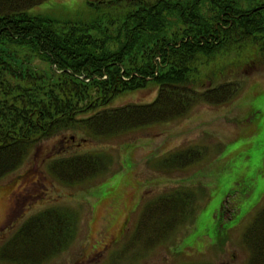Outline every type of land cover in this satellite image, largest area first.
<instances>
[{
    "label": "trees",
    "instance_id": "obj_1",
    "mask_svg": "<svg viewBox=\"0 0 264 264\" xmlns=\"http://www.w3.org/2000/svg\"><path fill=\"white\" fill-rule=\"evenodd\" d=\"M44 1L0 0V178L51 137L108 139L185 117L200 103L229 102L240 92L242 67L264 65V0H90L86 20L34 13ZM148 84L158 87L152 102L110 106ZM87 111L94 113L80 117ZM110 162L90 152L56 159L50 169L74 184ZM195 199L175 189L148 204L132 247L165 242L193 215ZM72 216L51 207L30 217L2 259L44 264L74 240ZM243 243L246 264H264V207Z\"/></svg>",
    "mask_w": 264,
    "mask_h": 264
},
{
    "label": "rangeland",
    "instance_id": "obj_2",
    "mask_svg": "<svg viewBox=\"0 0 264 264\" xmlns=\"http://www.w3.org/2000/svg\"><path fill=\"white\" fill-rule=\"evenodd\" d=\"M89 2L46 0L32 10L86 20ZM248 69L242 67V91L229 102L200 103L183 118L108 139L79 133L88 139L82 145L66 141L68 132L38 143L20 168L0 178V253L27 219L60 207L72 212L75 237L44 264H123L118 256L144 208L178 189L194 193L193 215L133 264H246L243 235L264 207V67ZM157 90H127L110 106L152 102ZM90 152L111 161L106 172L74 184L52 174L54 160Z\"/></svg>",
    "mask_w": 264,
    "mask_h": 264
},
{
    "label": "flooded vegetation",
    "instance_id": "obj_3",
    "mask_svg": "<svg viewBox=\"0 0 264 264\" xmlns=\"http://www.w3.org/2000/svg\"><path fill=\"white\" fill-rule=\"evenodd\" d=\"M69 142H70V140H69ZM125 232V230H123V233ZM133 233V234H132ZM131 234H132V236L134 237L135 236V234L137 235V233H139L138 231H133ZM118 239V238H117ZM145 243H146V240H145ZM113 244V243H112ZM94 250H97V251H99V247L98 248H94ZM146 250H147V246H144V247H142V248H140V251H139V254H144V253H146ZM91 252H94V251H91ZM112 258V256L110 257V259ZM116 263H118V262H114V264H116ZM130 264H132V262L130 261Z\"/></svg>",
    "mask_w": 264,
    "mask_h": 264
}]
</instances>
